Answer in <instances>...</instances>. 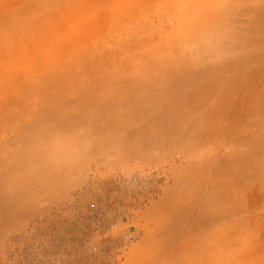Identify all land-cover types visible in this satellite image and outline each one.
Here are the masks:
<instances>
[{
  "label": "rangeland",
  "instance_id": "obj_1",
  "mask_svg": "<svg viewBox=\"0 0 264 264\" xmlns=\"http://www.w3.org/2000/svg\"><path fill=\"white\" fill-rule=\"evenodd\" d=\"M263 123L264 0H0V264H264Z\"/></svg>",
  "mask_w": 264,
  "mask_h": 264
},
{
  "label": "bare ground",
  "instance_id": "obj_2",
  "mask_svg": "<svg viewBox=\"0 0 264 264\" xmlns=\"http://www.w3.org/2000/svg\"><path fill=\"white\" fill-rule=\"evenodd\" d=\"M236 2H237V1H236ZM236 2H234V3L232 2L233 6H235L234 4H235ZM232 4H230L231 6H228V9H229V7L232 8ZM237 4H238V3H237ZM237 4H236V5H237ZM196 7H197V6H196ZM225 7H226V6H225ZM235 7H236V6H235ZM226 8H227V7H226ZM231 8H230V9H231ZM236 8H237V7H236ZM242 8H243V7H242ZM238 9H239V7H238ZM235 11H236V10H235ZM247 11H249V9H248ZM251 11H252V10H251ZM192 12H193V9H192ZM230 12H231V11H230ZM232 12H233V11H232ZM256 13H257V12H256ZM256 13L254 12V14H256ZM260 13H262V12H260ZM231 14H232V13H231ZM244 14H247V13H244ZM226 15H228V14H226ZM233 15H234V14H233ZM239 15H240V14H239ZM234 16H235V15H234ZM236 16H237V15H236ZM228 17L230 18V16H228ZM232 18H233V17H232ZM219 19H220V18H219ZM262 19H263V18H262ZM215 20H216V19H215ZM221 20H223V18H222ZM235 20H237V19H235ZM231 21H232V20H231ZM233 21H234V19H233ZM234 22H235V21H234ZM220 23H221V22H220ZM210 24H211V23H210ZM219 25H220V27H223V26H221V24H219ZM232 25H233V24H232ZM224 26H225V24H224ZM209 27H210V26H209ZM236 27L238 28L239 26H236ZM246 27H247V26H246ZM248 27L251 28V26H248ZM248 27H247V28H248ZM256 28H257V27H256ZM209 29H210V28H209ZM240 29H241V27H240ZM242 29L245 30L244 28H242ZM251 29H252V28H251ZM206 30H207V29H206ZM230 30H231V31H234V30L236 31V29H230ZM260 30H261V29H260ZM219 31H221L220 28H219ZM231 31H230V32H231ZM252 31H253V30H252ZM199 32H200V31H199ZM207 32H208V31H207ZM242 32H243V31H242ZM246 32H248V31H246ZM249 32H251V30H250ZM201 33H202V32H201ZM216 33H217V31H216ZM226 33H227V32H226ZM233 33H234V32H233ZM233 33H231V34H233ZM235 33H237V32H235ZM235 33H234V34H235ZM252 33H253V32H252ZM190 34H191V33H190ZM202 34H203V33H202ZM205 34H206V33H205ZM205 34H203V35H205ZM237 34H239V31H238ZM241 34H242V33H241ZM254 34H255V33H254ZM186 35H187V37H188L189 34L186 33ZM197 35H198L199 37H198ZM197 35L194 36L196 39H197V37H198V38H202V37H201V34L198 33ZM190 36H191V35H190ZM238 36H240L241 39H242V36H243V35H238ZM245 36H246V38H245V42H249V41L246 40L247 38H248V40H249V37H248L249 35L246 34ZM245 36H244V37H245ZM184 37H186V36H184ZM184 37L181 39V41L184 40ZM194 37H191V38L189 37V39H186V40L189 41V42H188L189 44L191 43L190 40H191L192 38L194 39ZM203 37H204V36H203ZM214 37H215V36H214ZM221 37H222V36H221ZM236 37H237V35H236ZM204 38H205V37H204ZM228 38H230V36H229ZM232 38H234V37H232ZM250 38H251V37H250ZM193 39H192V40H193ZM212 39H213V38H212ZM234 39H237L236 42L238 43V41H239L238 38H234ZM203 40H204V39L202 38V41H203ZM214 40H215V38L213 39V41H214ZM220 40H221V42H224V43H225V41H223V38H221ZM141 41H142V40H141ZM177 41H178V40H177ZM204 41H205V40H204ZM250 41H251V40H250ZM184 42L186 43L185 40H184ZM184 42H183V43H184ZM176 43H177V42H176ZM195 43H196V42H195ZM207 43H208V42H207ZM226 43H227V42H226ZM232 43H233V42H232ZM242 43H244V41H243ZM141 44H142V43H141ZM186 44H187V43H186ZM227 44H229V41H228ZM230 44H231V42H230ZM234 44H236V43L234 42ZM238 44H239V43H238ZM240 44H241V43H240ZM200 45H201V44H200ZM203 45H204V42H203ZM203 45H202L201 50H202V51H207V47H206V46H203ZM208 45H209V44H208ZM208 45H207V46H208ZM211 45H212V44H211ZM138 46H139V45H138ZM221 46H222V45H220V46H216V48H218V50H219V47H220V49L222 48ZM233 46H234V45L230 46L229 48H232ZM225 47H227V49L229 50V48H228L227 45H226ZM132 48H133V47H132ZM148 48H149V47H148ZM223 48H224V46H223ZM134 49H135V48H134ZM136 49H138V48H136ZM139 49H140V48H139ZM168 49H169V48H168ZM232 49H233V51H235L234 48H232ZM150 50H152V49H150ZM213 50H214V49H213ZM202 51H201V52H202ZM215 51H217V49H216ZM215 51H213V52H215ZM226 51H227V50H226ZM231 51H232V50H231ZM236 51H237V50H236ZM152 52H153V51H152ZM208 52L210 53V52H211V49H208ZM213 52H212V55L215 54V53H218V52H215V53H213ZM138 53H139V52H138ZM142 53H143V52H142ZM147 53H148V52H146V54H147ZM209 53H207L208 55L206 54V57L209 56ZM146 54H145V55H146ZM210 54H211V53H210ZM227 54H228V53H227ZM152 55H153V54H152ZM132 57H133V56H132ZM202 57H205V53H204V55H203ZM206 57H205V58H206ZM209 57H210V56H209ZM253 57H254V56H253ZM154 58H155V57H154ZM248 58H249V57H248ZM248 58H247V59H248ZM203 59H204V58H203ZM229 59H230V58H229ZM133 60H135V59H133ZM154 60L157 61L156 59H154ZM245 60H246V58H245ZM249 60H250V59H249ZM198 61H199V60H198ZM136 62L139 63L138 61H136ZM252 62H253V61H252ZM131 63L133 64V62H131ZM136 65H137V64H136ZM246 65H247V64H246ZM129 66H131V64H130ZM159 66H160V65H159ZM239 66H241V65H239ZM218 67H219V66H218ZM234 67H237V65H235ZM207 68H208V66H207ZM240 68H241V67H240ZM130 69H131V68H130ZM130 69L128 68V70H130ZM212 69H213V68H212ZM216 69H217V68H216ZM210 70H211V69H210ZM168 71H171V70H168ZM202 71H204V70H202ZM202 71H200V73H202ZM208 71H209V70H208ZM208 71H207V72H208ZM171 72H172V71H171ZM131 73H132V70H131ZM204 73H205V72H204ZM145 74H146V73H145ZM202 74H203V73H202ZM202 74H201V76H203ZM143 75H144V74H143ZM146 75H147V74H146ZM148 75H149V74H148ZM192 75H193V74H192ZM236 76H237V75H236ZM149 77H150V76H149ZM192 77H193V76H192ZM111 78H112V77H111ZM145 78L147 79V76H146ZM150 78H151V77H150ZM150 78H148V79H150ZM198 78H199V77H197V81H198ZM228 78H229V77H228ZM78 79H79V78H78ZM201 79H202V78H201ZM205 79H206V76H205ZM132 80H133V79H132ZM134 80H136V79H134ZM199 80H200V79H199ZM203 80H204V79H203ZM238 80H239V78H238ZM189 81H190V80H189ZM200 81H202V80H200ZM185 82H186V81H185ZM190 82H191V81H190ZM190 82L187 83V84H188L187 86H190V84H189ZM194 82H195V81L193 80V83H194ZM198 83H199V82H198ZM229 83H230V80H229ZM235 83H236V82H235ZM142 84H144V83H142ZM194 84H195V83H194ZM145 85H146V83H145ZM234 85H235V84H234ZM151 86H152V85H151ZM154 86H155V85H154ZM131 87H132V86H131ZM174 87H176V86H174ZM183 87H185V86H183ZM153 88L155 89V87H153ZM153 88H152V89H153ZM154 89H153V90H154ZM156 89H157V87H156ZM167 89H168V88H167ZM183 89H184V88H183ZM166 91H167V90H166ZM180 92H181V91H180ZM189 92H190V91H189ZM132 95H133V94H132ZM175 96H177V95H175ZM102 97H103V96H102ZM168 97H169V96H168ZM172 97L174 98V96H172ZM172 97H171V98H172ZM175 98H176V97H175ZM91 99H92V96H91ZM91 99H90V100H91ZM91 101H92V100H91ZM150 101H151V100H150ZM165 101H166V100H165ZM167 102H168V101H167ZM170 102H172V101H170ZM95 103H96V102H95ZM124 103H125V102H124ZM151 104H152V103H151ZM153 104H154V103H153ZM170 104H171V103H170ZM89 105H90V107H91V103H90ZM155 105H156V106H155ZM155 105H153L152 107L155 106L156 108H158V107H157L158 105H157V104H155ZM168 105H169V104H168ZM116 106H117V105H115V108H116ZM125 106H126V105H125ZM97 107H98V105L95 106L96 109H97ZM136 107H137V106H136ZM159 107H161V105H160ZM106 108H107V109H110V106H109V107L107 106ZM106 108H105V110H106ZM142 108H143V107H141V109H142ZM145 108H146V106H145ZM156 108H155V109H156ZM166 108H167V106H166ZM89 109H92V111H93L94 108H89ZM146 109H148V108H146ZM94 110H95V109H94ZM110 110H112V108H111ZM135 110H136V109H135ZM142 110H143V109H142ZM144 110H145V109H144ZM151 110H152V109H151V106H150V107H149V111H151ZM87 111H88V110H87ZM89 111H91V110H89ZM95 111H96V110H95ZM101 111H103V109H102ZM101 111H100V112H101ZM145 112H147V111H145ZM145 112H143V113L141 112V113H142V114H145ZM156 112H157V111H156ZM87 113H89V112H87ZM115 113H116V112H115ZM134 113H135V111H134ZM134 113H133V114H134ZM157 113H158V112H157ZM157 113H156V115H157ZM227 113H228V112H227ZM82 114H83V113H82ZM126 114H127V113H126ZM131 114H132V113H131ZM142 114H141V115H142ZM146 114H147V113H146ZM149 114H150V113H149ZM149 114H148L147 117H152V115L149 116ZM152 114H153V113H152ZM172 114H173V115H171V116H172V118L174 119V124H175V120H179V119H181V117H182L183 115H186V114H185V111L183 110L182 107H181V108H175V109H174V112H173ZM90 115H92V113H90ZM94 115H95V114H94ZM104 115H105V114H103V116H104ZM116 115H117V114H116ZM127 115H128V114H127ZM135 115H136V114H135ZM156 115H154V116H156ZM225 115H226V114H225ZM82 116H83V115H82ZM87 116H89V114H88ZM95 116L97 117V115H95ZM103 116H102V117H103ZM137 116H138V115H137ZM143 116H145V115H143ZM104 117H105V116H104ZM113 117H114V115H113ZM113 117H112V118H113ZM118 117H119V116H118ZM132 117H134V116H132ZM147 117H146V118H147ZM68 118H69V116H68ZM73 118H74V117H73ZM87 118H88V117H85V119H87ZM89 118H91V116H89ZM93 118H94V116H93ZM105 118H107V117H105ZM105 118H104V119H105ZM156 118H157V117H156ZM168 118H169V117H168ZM80 119H81V118H80ZM95 119H96V118H95ZM95 119H93V120H95ZM132 119H133V118H132ZM139 119H140V118H139ZM139 119H138V121H136L134 124H136L137 122H139ZM144 119H145V118H144ZM152 119H153V118L150 119L151 122L153 121ZM161 119H162V118H161ZM161 119L159 118V120H161ZM81 120H82V119H81ZM83 120H84V118H83ZM90 120H92V119H90ZM101 120H102V119H101ZM101 120H99V123H97V124H100L99 126H101V125L105 122L106 124H105V125H102V126H105V127H106V125H107V122H108V124L110 123V124H112V125H114V123L117 122V121H115V118L112 119V120H114V122L111 121L112 123L109 122V121L106 122V120H102V121H103V122H102ZM140 120H143V119H140ZM145 120L147 121V119H145ZM145 120H143V123H144ZM50 121H54V120H50ZM67 121H68V120H67ZM100 121H101V123H100ZM56 122H57V121H55L54 123H56ZM88 122H90V121L88 120ZM91 122H93V121H91ZM91 122H90V124H91ZM96 122H97V121H96ZM96 122H95V123H96ZM118 122H119V121H118ZM118 122H117V123H118ZM161 122H162V121H161ZM262 122H263V121H262ZM51 123H53V122H51ZM51 123H50V124H51ZM72 123H74V122L72 121ZM72 123H71L70 125L73 126L76 122H75L74 124H72ZM82 123H83V122H82ZM86 123H87V121H86ZM120 123H122V122L120 121ZM170 123H171V122H170ZM172 123H173V122H172ZM251 123H252V122H251ZM37 124H39V123H37ZM47 124H48V123H47ZM50 124H49V125H50ZM78 124H81V123H78ZM78 124H77V125H78ZM90 124H89L88 126H90ZM92 124H93L95 127H92V128L89 127L90 129H89L88 127H85L86 125L83 126L84 130H86V131L89 130V131H87L88 133H87V132H86V133L84 132L85 135H86V134L89 135V133L94 132V131H97V133H98L99 130H100V128L102 129V126H101V127H98V126L96 127V124H94V123H92ZM124 124H125V123H124ZM139 124H142V123L139 122ZM145 124H146V123H145ZM152 124H153V123H152ZM177 124H178V123H177ZM263 124H264V123H263ZM263 124H262V125H263ZM34 125H35V124H34ZM41 125H42V124H41ZM45 125H46V123H45ZM93 125H92V126H93ZM115 125H116V123H115ZM115 125H114V126H115ZM148 125H149V124H148ZM178 125H179V124H178ZM185 125H186V124H185ZM247 125H248V124H247ZM258 125H259V124H258ZM258 125H257V126H258ZM54 126H55V125H54ZM54 126H53V128L56 127V126H55V127H54ZM57 126H58V124H57ZM67 126H68V125H67ZM75 126H76V125H75ZM75 126H73V128H74ZM107 126H108V125H107ZM114 126H112V127H114ZM141 126H142V125H141ZM149 126H150V125H149ZM156 126H157V125H156ZM169 126H171V124L168 125V127H167L168 129L171 128V127L169 128ZM173 126H174V125H173ZM175 126H176V124H175ZM29 127H30V126H29ZM37 127L39 128L38 125L36 126V128H37ZM43 127H44V126H43ZM43 127H40V130H41V128H42L43 130H46V131H47V129L49 128V127H47L46 129H44L46 126H45L44 128H43ZM62 127H63V126H62ZM80 127L82 128V126H80ZM108 127H110V125H109ZM108 127H107V129H108ZM119 127H121V125H119L118 128H119ZM135 127H136V126H135ZM137 127H138V126H137ZM139 127H140V126H139ZM159 127H160V125H159ZM162 127H163V126H162ZM224 127H225V126H224ZM259 127H260V126H259ZM259 127H258V128H259ZM58 128H59V127H58ZM58 128H57V129H58ZM85 128H87V129H85ZM93 128H95V129L98 128V130H97V129H96V130L94 129V131H93ZM131 128H132V126H131ZM175 128H177V127H175ZM175 128H174V129H175ZM179 128H180V127H179ZM179 128H178V129H179ZM206 128H207V127H206ZM249 128H251V125H250ZM51 129H52V128H51ZM60 129H61V128H60ZM63 129H64V128H63ZM63 129H62V130H63ZM65 129H66V128H65ZM103 129H104V128H103ZM105 129H106V128H105ZM111 129H113V128L110 127V130H111ZM114 129H115V128H114ZM121 129H123V127H121ZM124 129H125V128H124ZM128 129H130V127H129ZM137 129H138V128H137ZM168 129H166V131H168ZM178 129H177V130H178ZM195 129H196V128H195ZM224 129H225V128H224ZM31 130H32V128H31ZM34 130H35V128H34ZM34 130H32V132H33ZM49 130H50V129H49ZM74 130H75V129H74ZM90 130H92V131H90ZM108 130H109V129H108ZM117 130H120V129H117ZM146 130H147V129H146ZM146 130H145V132H144V137H146V134H148ZM158 130H159V129H158ZM160 130H161V128H160ZM177 130H175V131H177ZM231 130H233V129H231ZM261 130H263V129H261ZM36 131H37V130H36ZM38 131H39V130H38ZM38 131H37V133H39V135H41L42 133H41V132H38ZM41 131H42V130H41ZM67 131H68V130H66V132H67ZM69 131H70V130H69ZM69 131H68V133H69ZM100 131H103V130H100ZM169 131H170V130H169ZM172 131L174 132V130H172ZM178 131H179V130H178ZM178 131H177V132H178ZM182 131H183V130H182ZM195 131H196V130H195ZM225 131H226V130H225ZM42 132H44V131H42ZM48 132H49V131H48ZM48 132H47V133H48ZM51 132H52V130H51ZM71 132H72V131H71ZM81 132H82V131H81ZM81 132H80V133H81ZM103 132H105V131H103ZM155 132H156V130H155ZM188 132H189V131H188ZM223 132H224V131H223ZM231 132H232V131H231ZM237 132H238V131H237ZM257 132H258V131H257ZM30 133H31V132H30ZM34 133H36V132H34ZM34 133H32L31 137H33V134H34ZM47 133H46V134H47ZM52 133H53V132H52ZM63 133H65V131H63ZM63 133H61V135H62ZM106 133H108V132H106ZM106 133H103V134L105 135ZM129 133H130V131H129ZM145 133H146V134H145ZM156 133H157V132H156ZM170 133H171V132H170ZM170 133H169V134L167 133V135H166V134H164V135H166V136L168 137V135H170ZM175 133H176V132H174V134H173V133H171V134H172V135H175ZM194 133H195V132H194ZM219 133H220V132H218V134H219ZM66 134H67V133H66ZM78 134H79V133L75 134L74 136L76 137V136H78ZM84 134H83V135H84ZM98 134H101V132H99ZM112 134H114V133H111V134L109 133V136H112ZM116 134H117V135H116ZM116 134H115L116 136H118V135L120 136L122 133L118 134V132H117ZM126 134H128V133H126ZM126 134H125V135L122 134L123 138H124V136H125V139H123L122 137H120V139H123V140H117V141H118L117 143H120V141L122 142V141L126 140V137L128 136V135L126 136ZM130 134H133V132L130 133ZM149 134H150V133H149ZM176 134H179V133H176ZM180 134H181V136H182V133H181V132H180ZM198 134H199V133H197V135H198ZM202 134H203V133H202ZM202 134H201V131H200V135H199L198 137H200ZM213 134H214V133H213ZM240 134L242 135V133H239V135H240ZM51 135H52V134H51ZM55 135H56V134H55ZM57 135H58V134H57ZM71 135H72V133H71ZM87 135H86V136H87ZM91 135H92V134H90V137H91V138H94V137H92ZM107 135H108V134H107ZM107 135H106V136H103V135H95V136H96V137H98V136H100V137H105L106 139H108L109 137H107ZM134 135H135V134H134ZM154 135H155V134H154ZM154 135H153V136H154ZM160 135H161V133H160ZM162 135H163V134H162ZM203 135H204V134H203ZM219 135H220V134H219ZM221 135H222V134H221ZM241 135H240V136H241ZM251 135H253V133H251ZM254 135H255V134H254ZM263 135H264V134H263ZM36 136H37V135H36ZM41 136H42V135H41ZM119 136H118V137H119ZM151 136H152V135H151ZM156 136H157V135H155V137H156ZM158 136H159V135H158ZM170 136H171V135H170ZM187 136H189V135H187ZM255 136H256V135H255ZM78 137H79V136H78ZM96 137H95V141H94V143H97V140H99V138H100V137H98V139H96ZM130 137L132 138V136H130ZM133 137H134V136H133ZM135 137H136V136H135ZM160 137H161V136H160ZM171 137H172V136H171ZM184 137H185V136H184ZM193 137H194V136H193ZM33 138H34V137H33ZM44 138H46V137L44 136V137H43L42 139H40V140H43ZM47 138H49V137H47ZM54 138H55V137H54ZM68 138H69V137H68ZM68 138H67V139H68ZM73 138H74V137H73V135H72L71 140H73ZM84 138H85V137H84ZM113 138H114V137L112 136L111 139H113ZM131 138L128 137V139H127L128 142H129V139L131 140ZM141 138H142V137H141ZM149 138H150V137H149ZM188 138H189V137H188ZM196 138H197V137H196ZM220 138H221V136H220ZM225 138H226V137H225ZM36 139H37V138H36ZM62 139H63V138H62ZM65 139H66V138H65ZM75 139H76V138H74V140H75ZM86 139H87V138H86ZM106 139H105V140H106ZM118 139H119V138H118ZM132 139H133V138H132ZM145 139H146V138H145ZM145 139H144V140H145ZM163 139H164V138H163ZM163 139H162L161 142H163V141L165 140V139H164V140H163ZM172 139H173V137H172ZM174 139L176 140V138H174ZM194 139H195V138H194ZM194 139H191L189 142H194V141H193ZM202 139H203V138H202ZM246 139H247V140H246V142H247L249 138H246ZM38 140H39V139H38ZM49 140H51V139H49ZM82 140H83V139H82ZM93 140H94V139H93ZM93 140H90L91 142L89 143V138H88V141H86V143H88V145L84 142V143H85L84 146H85V147H86V146L89 147V144L93 143ZM102 140H103V139H102ZM105 140H104V146L106 145V143H105L106 141H105ZM152 140H153V139H152ZM156 140H157V139H156ZM158 140H160L159 137H158ZM175 140H174V144H172V150H173L174 152L177 151V150H181V149L183 150V149L185 148V146H186V147L189 146V144H188L189 142H188V140H187L186 138H185V142H184V143H183L184 139L182 138L183 141H182V140H181V141H182L183 144L181 143V141H178V142H179V145L175 144V142L177 141V140H176V141H175ZM210 140H211V139H210ZM249 140H251V139H249ZM253 140H254V139H253ZM64 141H65V140H64ZM78 141L80 142V140H78ZM107 141H108L109 143L111 142V140H107ZM133 141H134V140H133ZM135 141H136V139H135ZM135 141H134V142H135ZM147 141H148V139H147ZM150 141H151V140H150ZM165 141H167V140H165ZM170 141H171V139L169 140V143H170ZM196 141H197V140H196ZM200 141H202V140H200ZM257 141H258V140H257ZM36 142H37V141H35V143H36ZM38 142H39V141H38ZM38 142H37V143H38ZM44 142H46V141H44ZM44 142H43V143H44ZM53 142H54V141H53ZM68 142H69V141H68ZM82 142H83V141H82ZM102 142H103V141H102ZM112 142H113V141H112ZM197 142H198V141H197ZM41 143H42V141H41ZM59 143H60V142H59ZM72 143H73V142H72ZM74 143H75L76 145H79V144H77L76 140H75ZM94 143H93V145H95ZM109 143H108V144H109ZM117 143H115L114 145H115L116 147H119V145L117 146ZM124 143H126V142L124 141ZM147 143H148V142H147ZM164 143H165V142H164ZM164 143H161V144L159 145V141H157V142H155L154 145L156 146V144H157V145L160 147V150H162L161 147H164V146H165ZM166 143H167V146L169 147L170 145L168 144V142H166ZM195 143H196V142H195ZM228 143H229V141H228ZM230 143H231V140H230ZM254 143H255V142H253V144H254ZM258 143H259V142H258ZM39 144H40V143H39ZM45 144L47 145V143H45ZM75 144L72 145V146L75 147ZM138 144H139V143H138ZM138 144H137V146H138ZM149 144H151V145H149L150 147H151V146H154L151 142H150ZM181 144H182V145H181ZM209 144H210V143H209ZM245 144H246V143H245ZM31 145H33V144H31ZM46 145H45V146H46ZM91 145H92V144H91ZM93 145H92V146H93ZM127 145H128V143H127ZM131 145H133V146L131 147V148H133V147H134V144L131 143ZM161 145H163V146H161ZM183 145H184V146H183ZM190 145H191V144H190ZM202 145H203V144H202ZM219 145H220V144H219ZM221 145H222V144H221ZM257 145H258V144H257ZM34 146H35V144L33 145V147H34ZM48 146H49V145H48ZM80 146L82 147L83 144L80 143ZM80 146H78V148H81ZM104 146L102 145L101 147H104ZM107 146H108V145H107ZM112 146H113V145H112ZM125 146H126V145H125ZM135 146H136V144H135ZM139 146H140V145H139ZM139 146H138L137 149H140ZM145 146H147V145H145ZM176 146H178V147H176ZM180 146H181V148H180ZM191 146H192V145H191ZM193 146H194V145H193ZM196 146H197V144H196ZM254 146H256V145H254ZM31 147H32V146H31ZM95 147H96V146H95ZM120 147L122 148L123 146L120 145ZM128 147H129V146H127V148H128ZM168 147H166V148H168ZM198 147H199V146H198ZM202 147H203V146H202ZM45 148H47V146H46ZM45 148H44V149H45ZM63 148H64V147H63ZM75 148H77V146H76ZM82 148H83V147H82ZM90 148H91V146H90ZM109 148H110V147H109ZM134 148H135V147H134ZM147 148H148V147H147ZM151 148H152V150H150V152L153 153L154 149H153V147H151ZM170 148H171V147H170ZM173 148H174L175 150H174ZM196 148H197V147H196ZM42 149H43V148H42ZM64 149H65V148H64ZM67 149H68V148H67ZM95 149H96V148H95ZM104 149H105V148H104ZM112 149H113V148H112ZM119 149H120V148H119ZM128 149H129V148H128ZM145 149H146V148H145ZM149 149H150V148H149ZM155 149H156V147H155ZM56 150H57V148H56ZM58 150H59V149H58ZM73 150H74V152H75V149H73ZM77 150H78V149H77ZM80 150H81V149H80ZM88 150H90V149L88 148ZM126 150H127V149H126ZM126 150H125V151H126ZM129 150H130V149H129ZM142 150H143V148H142ZM146 150H148V149H146ZM158 150H159V149H158ZM168 150H169V151H168ZM172 150H171V149H167V151H168L169 153H170V151H172ZM191 150H192V149H190V151H191ZM196 150H197V149H196ZM38 151L40 152V150H38ZM69 151H71V149H69ZM115 151H116V149H115ZM115 151H114V153H115ZM118 151H121V150H117V152H118ZM122 151H123V153H124V150H122ZM173 151H172V153H173ZM201 151H202V150H201ZM201 151H200V152H201ZM39 152H37V153H39ZM42 152H43V151H42ZM44 152H45V151H44ZM57 152H58V151H57ZM61 152H62V151H61ZM71 152H72V151H71ZM83 152L85 153V152H86V149H85V151L83 150ZM83 152H82V153H83ZM89 152H91V150H90ZM101 152H102V151H100V153H101ZM105 152H106V153L109 152L108 149H107ZM105 152H104V154H105ZM129 152H130V151H129ZM129 152H126V153H129ZM163 152H164V151H163ZM186 152H189V151H186ZM192 152H193V151H192ZM197 152H199V151H197ZM200 152H199V154H201ZM239 152H240V151H239ZM62 153H63V152H62ZM62 153H61V154H60V153H56L55 155L59 157L58 154H60V155H61L60 157H63V156H62ZM64 153H66V151H65ZM75 153H76V152H75ZM102 153H103V152H102ZM109 153H110V152H109ZM120 153H121V152H120ZM126 153H125V154H126ZM137 153H138V152H137ZM137 153H136V154H137ZM139 153L141 154L142 152H139ZM139 153H138V154H139ZM157 153H158V152H157ZM160 153H161V152H160ZM165 153H166V152H165ZM176 153H177V152H176ZM176 153H175V154H176ZM69 154H70V153H69ZM73 154H74V153H73ZM73 154H71V155H73ZM85 154H86V153H85ZM93 154L95 155V153H93ZM111 154H112V152H111ZM132 154H133V153H132ZM187 154H188V153H187ZM256 154H257V153H256ZM35 155H36V153L33 152V156H35ZM88 155H89V153H88ZM88 155H87V156H88ZM90 155H91V154H90ZM90 155H89V157H90ZM102 155H103V154H102ZM108 155H109V154H108ZM162 155H163V154H162ZM165 155H166V154H165ZM167 155H169V154H167ZM179 155H180V154H179ZM185 155H186V154H184V156H185ZM27 156H28V155L26 154V157H27ZM31 156H32V155H31ZM64 156H66V155H64ZM76 156H78V155H76ZM87 156H86V157H85V156H84V157L82 156V157L85 158V159H87V158H88ZM91 156H92V155H91ZM129 156H130V155H129ZM171 156H172V154H171ZM35 157H37V155H36ZM35 157H34V158H35ZM41 157H43V156H41ZM52 157H54V156H52ZM67 157H68V155L65 157L66 160H68ZM72 157H73V160H74V158H76V157H74V156H72ZM79 157H80V156H79ZM82 157L79 158V159H81V161H82ZM106 157H107V156H106ZM137 157H138V156H137ZM240 157H241V156H240ZM54 158H55V157H54ZM69 158H70V156H69ZM37 159H38V158H36V160H37ZM62 159H64V158H62ZM62 159H60V161H61ZM76 159H77V158H76ZM79 159H77V162H76L75 164H77V163L80 162ZM219 159H220V158H219ZM19 160H20V159H19ZM21 160H22V159H21ZM24 160H25V159H24ZM34 160H35V159H34ZM57 160H58V159H57ZM70 160H72V158H70L69 161H70ZM73 160H72V161H73ZM88 160H89V159H88ZM233 160H234V159L232 158V161H233ZM37 161H39V160H37ZM37 161L35 162V164L41 162V161H39V162H37ZM44 161H45V160H44ZM64 161H65V159H64ZM72 161H71V162H72ZM180 161H181V160H180ZM213 161H214V160H213ZM213 161H212V163H213ZM248 161H249V160H248ZM16 162H17V161H15V163H16ZM33 162H34V161H33ZM49 162H50V161H49ZM71 162H69V163H71ZM204 162H205V161H204ZM44 163H45V162H44ZM57 163L59 164L60 162H57ZM61 163H62V162H61ZM67 163H68V161H67ZM69 163H68V164H69ZM180 163H181V162H180ZM202 163H203V162H202ZM209 163H210V162H209ZM64 164H65V162H64ZM71 164H72V163H71ZM198 164H199V162H198ZM200 164H201V163H200ZM50 165H51V164H50ZM54 165H55V164H54ZM60 165H61V164H60ZM180 165L182 166V163H181ZM180 165H179V166H180ZM212 165H213V164H212ZM227 165H228V163H227ZM42 166H43V165H42ZM65 166H67V165H65ZM70 166H71V165H70ZM86 166H87V165H86ZM228 166H229V165H228ZM47 167H48V165H47L45 168H47ZM52 167H53V165H52ZM73 167H74V166H73ZM80 167H81V166H80ZM192 167H194V166H192ZM220 167H221V166H220ZM259 167H260V166H259ZM40 168H42V167H40ZM45 168H44V169H45ZM50 168H51V167H50ZM55 168H56V167H55ZM77 168H78V167H76L75 169H77ZM57 169H59V168H57ZM62 169H64V168H62ZM69 169H71V168L69 167ZM73 169H74V168H73ZM193 169H195V168H193ZM205 169H206V168H205ZM224 169H226V168H224ZM253 169H254V168H253ZM40 170L42 171L43 168L40 169ZM47 170H49V167H48ZM47 170H43V171H47ZM64 170H65V169H64ZM83 170H85V168H84ZM83 170H82V171H83ZM206 170H207V169H206ZM258 170H259V169H258ZM258 170H257V171H258ZM41 171H40V172H41ZM68 171H69V170H68ZM72 171H73V170H72ZM193 171H195V170H193ZM229 171H230V170H229ZM257 171H256L255 173H257ZM54 172H56V171H54ZM77 172H78V171H77ZM80 172H81V171H80ZM188 172H190V171H188ZM41 173H42V172H41ZM41 173H40V174H41ZM51 173L53 174V172H51ZM209 173H210V172H209ZM55 174H56V173H55ZM261 174H262V173H261ZM37 175H39V174H37ZM49 175H51V174H48L47 177H49ZM63 176H64V174H63ZM34 177H36V175H35ZM54 177H55V176H54ZM64 177H65V176H64ZM73 178H74V177H73ZM34 180H35V179H34ZM72 180H73V179H72ZM238 180H239V179H238ZM32 181H33V180H32ZM52 181H53V180H52ZM54 181H55V180H54ZM73 181H74V180H73ZM50 182H51V181H50ZM239 182H240V181H239ZM246 182H247V180H246ZM60 183H61V182H60ZM69 183H70V181H69ZM46 184H47V185H45V190H46V187L48 186L49 182H47ZM210 185H212V184H210ZM43 187H44V186H43ZM245 187L247 188V186H245ZM251 187H252V186H251ZM39 188H40V187H39ZM42 190H44V189L42 188ZM45 190H44V191H45ZM205 211H206V210H205ZM210 214H211V213H210ZM195 217H196V216H195ZM219 217H220V216H219ZM204 245H205V244H204ZM152 247H153V246H152ZM148 252H149V251H148Z\"/></svg>",
  "mask_w": 264,
  "mask_h": 264
}]
</instances>
